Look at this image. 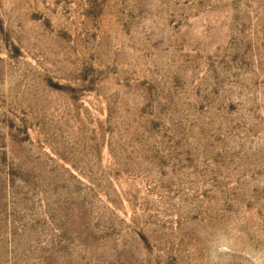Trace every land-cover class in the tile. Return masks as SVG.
<instances>
[{
    "label": "rangeland",
    "instance_id": "rangeland-1",
    "mask_svg": "<svg viewBox=\"0 0 264 264\" xmlns=\"http://www.w3.org/2000/svg\"><path fill=\"white\" fill-rule=\"evenodd\" d=\"M0 264H264V0H0Z\"/></svg>",
    "mask_w": 264,
    "mask_h": 264
}]
</instances>
